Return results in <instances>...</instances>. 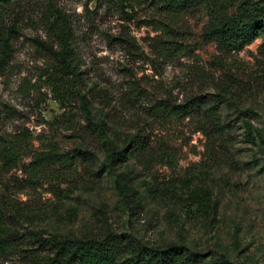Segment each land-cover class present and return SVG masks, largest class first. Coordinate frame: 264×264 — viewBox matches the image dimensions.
<instances>
[{"label": "rangeland", "instance_id": "rangeland-1", "mask_svg": "<svg viewBox=\"0 0 264 264\" xmlns=\"http://www.w3.org/2000/svg\"><path fill=\"white\" fill-rule=\"evenodd\" d=\"M240 1L199 0L179 14L149 0H12L0 10V211L16 237L0 264H24L28 248L46 246L30 230H111L150 247L180 244L194 264H264V46L257 37L221 51L203 34L214 10ZM55 13L70 24L74 54L62 84L47 51ZM155 20L168 22L179 49L161 51ZM196 95L223 99L216 118L168 114ZM103 136L130 144L124 161L109 164ZM76 146L87 151L70 164L34 163Z\"/></svg>", "mask_w": 264, "mask_h": 264}, {"label": "trees", "instance_id": "trees-1", "mask_svg": "<svg viewBox=\"0 0 264 264\" xmlns=\"http://www.w3.org/2000/svg\"><path fill=\"white\" fill-rule=\"evenodd\" d=\"M12 0H0V10L8 5ZM152 6H156L161 11L170 14H179L199 3V0H149ZM127 13V12H125ZM51 20L49 35L51 43L47 44V51L53 64L56 78L55 83L62 84V79H70L73 75L74 60L73 48L70 42V24L67 18L60 14H53ZM127 14V17H131ZM159 28L166 34L165 40L159 41V47L164 53L174 52L179 47L170 35L171 28H168V22L155 20ZM204 35L217 42L218 48L224 50H240L246 44L251 43L255 38L261 37L260 47L264 46V0L259 2L255 0H242L232 11L214 10L210 16ZM180 47H182L180 45ZM68 81V80H67ZM66 81V82H67ZM201 95L192 97L189 102L181 106H172L169 115L185 113H202L212 115L216 118L219 107L218 102L222 100L213 97L203 98ZM210 102V104H209ZM247 126V135L255 136V130L252 129L251 122H245ZM103 127L98 129L102 131ZM208 135L218 133L220 125H211L206 128ZM140 134H131L139 136ZM18 136H32L29 132H21ZM108 144L109 152L107 159L109 164H115L125 160L123 153L127 145H122L117 149L111 139L103 136ZM124 146V147H123ZM86 150L76 146L71 150V154H60L57 151H41L35 154L34 163L36 166H47V164L61 163L70 164L79 159L81 152ZM81 150V151H82ZM12 152V150H11ZM13 153V152H12ZM117 187L122 195L129 191V185L125 183L121 176L115 178ZM198 204L201 209L207 205L206 197L198 196ZM0 211V258L6 257L9 251L14 248V232L7 229ZM30 237L36 238L35 241L40 245H46V253H41L42 247L35 246L28 248V253L24 254V264H194L195 258L184 254L180 244H170L165 248L150 247L133 240L129 235L108 230L101 237H69V236H43L37 231L30 230Z\"/></svg>", "mask_w": 264, "mask_h": 264}]
</instances>
